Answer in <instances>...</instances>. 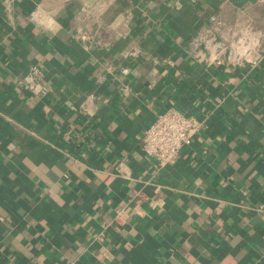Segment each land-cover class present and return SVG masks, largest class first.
I'll return each mask as SVG.
<instances>
[{
	"label": "crops",
	"instance_id": "obj_1",
	"mask_svg": "<svg viewBox=\"0 0 264 264\" xmlns=\"http://www.w3.org/2000/svg\"><path fill=\"white\" fill-rule=\"evenodd\" d=\"M218 14L264 55L260 0H0V264H264V59L198 61Z\"/></svg>",
	"mask_w": 264,
	"mask_h": 264
},
{
	"label": "built area",
	"instance_id": "obj_2",
	"mask_svg": "<svg viewBox=\"0 0 264 264\" xmlns=\"http://www.w3.org/2000/svg\"><path fill=\"white\" fill-rule=\"evenodd\" d=\"M264 3V1H262ZM198 61L222 59L235 65L259 64L261 34L250 24L232 27L219 17H213L209 26L197 37ZM204 46V50L203 47ZM201 48V49H200ZM40 71L34 69V73ZM202 123L177 108H170L157 115L155 121L144 131L142 150L157 166L165 168L179 159L182 150L190 146L199 135Z\"/></svg>",
	"mask_w": 264,
	"mask_h": 264
},
{
	"label": "rangeland",
	"instance_id": "obj_3",
	"mask_svg": "<svg viewBox=\"0 0 264 264\" xmlns=\"http://www.w3.org/2000/svg\"><path fill=\"white\" fill-rule=\"evenodd\" d=\"M262 1H264V0H260V3L261 4H263L264 5V3L262 2ZM217 16H219V18H220V15L218 14ZM221 19V18H220ZM246 24H250L251 26H252V24L251 23H246ZM240 25H235L234 27H239ZM253 27V26H252ZM255 31H257V30H255ZM261 34V33H260ZM261 45H262V36H261Z\"/></svg>",
	"mask_w": 264,
	"mask_h": 264
}]
</instances>
